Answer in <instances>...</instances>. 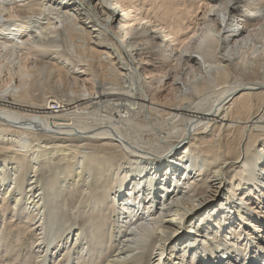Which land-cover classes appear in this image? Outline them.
<instances>
[{"label": "bare ground", "instance_id": "obj_1", "mask_svg": "<svg viewBox=\"0 0 264 264\" xmlns=\"http://www.w3.org/2000/svg\"><path fill=\"white\" fill-rule=\"evenodd\" d=\"M137 1L140 8L135 12V24L130 25L115 12L135 7L133 0H0V73L3 68L7 73L0 85V244L8 238L3 227L5 215L14 220L22 202L20 214L25 217H18L16 225L21 229L17 232H38L35 264H169L171 260L177 264H264V245L255 260L252 254L240 259L234 256L239 243L247 246L260 238L263 244L264 238L258 234L247 240L241 237L235 246L221 241L226 247L222 258L206 256L204 246L208 238H217L213 226L218 220H224L227 231L241 225L249 228L257 216L248 218L247 212L257 204L261 209L264 202V66L250 69L245 81L237 77L244 68L230 59L235 52L244 51L243 46L259 33L257 27L264 28V9L257 7L262 0H221L219 7L211 8L207 4L199 23L193 17L198 8L193 12L191 7L182 13L177 10L183 5L181 0ZM240 5L244 14L239 12ZM229 17L237 22V28L229 24ZM242 24L243 31L238 29ZM150 27L154 33L148 31ZM133 34L143 39L124 47L123 38ZM62 49L76 55H69L70 51L63 54ZM82 52L89 54L88 58ZM115 52L123 61L116 60ZM125 56L132 62H125ZM33 63L49 64L58 73L67 71L66 78L67 74L70 78L63 88L64 97L38 105L26 101L25 87L32 85L27 64ZM150 65L153 71L157 67L163 78L146 70ZM81 68L83 72L78 70ZM232 74L236 80L230 83ZM79 75L85 78L80 80ZM135 80L144 84L133 108L162 118L155 138L169 140L163 151L147 149V140L129 134L108 113L112 108L118 114L114 108H124L123 101L135 96L131 91ZM165 86L167 102L160 101L159 106L158 94ZM101 108L107 112L102 119L96 118ZM246 130L251 134L240 153L241 148L223 143L224 134ZM77 155H81L80 161ZM228 159L233 162L227 167L237 164L239 171L231 172L232 185L223 198L199 216L205 215L200 220L204 233L190 240L193 244L188 250L193 248V258L185 259L186 252L179 254L181 249L172 254L173 249L166 245L184 229L182 220L219 198L215 191L210 199H200L207 182L193 183L200 176L225 171L222 163ZM195 165L198 170L193 178L190 171ZM163 167V172L157 170ZM193 199L200 201L194 203ZM262 212L264 216V209ZM219 213L223 214L220 219ZM114 215L118 220L116 237L111 235ZM46 217L50 218L44 223ZM54 219L63 223L52 242L63 233L67 241L55 243L58 250L44 239L45 226L55 223ZM123 221L126 226L121 229ZM76 222L80 228L71 233V224ZM119 237L122 239H115ZM116 243L119 246L113 252ZM225 256L229 259H223Z\"/></svg>", "mask_w": 264, "mask_h": 264}, {"label": "rangeland", "instance_id": "obj_2", "mask_svg": "<svg viewBox=\"0 0 264 264\" xmlns=\"http://www.w3.org/2000/svg\"><path fill=\"white\" fill-rule=\"evenodd\" d=\"M125 1H128V3H129V1L130 0H125ZM180 1V0H179ZM133 2H134V4L136 5L135 7H133V8H131L130 10L129 9H125L124 8V11H120V10H116V12H115V14L116 15H118V17H119V20L120 19H122V20H124V18H126L127 20H128V23L130 24V23H132L133 22V25L135 24V16L138 14H136L135 12H138L137 10H138V8H140L138 5V1L137 0H133ZM112 3V2H111ZM128 3H126V4H128ZM181 3L183 4V5H180L181 6V8L179 7H177V10L180 12V13H182V12H185L189 7H191V12H193L194 10H196L197 8V10H196V13L194 14V16H193V14H192V16L196 19V20H198V23H199V21L200 20H202V18H203V16H204V14H205V5H209V7L211 8V7H213V6H215L216 5V7H219V5L221 4V0H181ZM9 4H11V3H9ZM123 4H125V3H123ZM200 5V6H199ZM259 5V6H258ZM258 5H257V7H259V8H262V9H264V0H262V2L261 3H258ZM112 6V5H111ZM244 6V5H243ZM255 6V5H254ZM199 7H201L200 9H199ZM81 8H83V10L84 11H88V8L86 7V6H83V7H81ZM146 8H147V6H146ZM91 9V8H90ZM130 11V12H129ZM132 12V13H131ZM239 12H241L242 14H244V10L242 9V5H240V7H239ZM84 14V13H83ZM240 14V13H239ZM246 14H248V12L246 13ZM95 15H96V13H95ZM153 15V14H152ZM151 15V16H152ZM212 15V14H211ZM237 17V16H236ZM238 17H240V16H238ZM253 18H257V17H253ZM236 19V18H235ZM240 19V18H239ZM31 20H33V18H31ZM35 20H37V19H35L34 18V20L33 21H35ZM80 20L81 21H83V22H85L86 20H87V17H85V18H83V17H80ZM93 20V19H92ZM229 20H230V22H229V24L232 26V27H235L236 25H237V22L234 20V18H230L229 17ZM201 22V21H200ZM8 24H7V27L9 28V29H11V30H13V28H11L12 26H11V22H7ZM196 23V22H195ZM195 23L193 24L194 26H191V30L192 29H194L195 28ZM241 23H243V22H240V24ZM262 24H263V26H264V22H262ZM8 25H10V26H8ZM130 25H132V24H130ZM185 25V24H184ZM243 26H244V24H242L241 25V27H239L238 29H240L241 31H243ZM231 27V29H233ZM186 28H188V27H186ZM236 28H237V26H236ZM256 29H258L259 30V33H260V35H258L259 33H255V36L251 39V41L249 40L248 41V44L247 45H245V46H243L245 49H244V51L242 50V51H240V52H238V53H234V55H231L232 57L230 58L231 59V61H233L232 63L234 64V65H240L239 67L240 68H244V73L243 72H239V76H237V77H242L243 79H245V81L246 80H248L247 78H248V73H249V70L250 69H257L258 68V66L259 65H262V66H264V28H259V27H257ZM136 30V29H135ZM140 29L139 28H137V31H139ZM253 29H249L248 31H252ZM148 31H150V32H152L153 31V33H154V29H152L151 27L148 29ZM247 31V32H248ZM59 32H60V34L62 35L63 34V32H62V29H60L59 30ZM112 31H110V32H107L106 34L108 35V34H112L111 33ZM149 32V33H150ZM262 33V34H261ZM135 34V33H134ZM130 35V36H127V37H124L123 38V42L121 41V44L122 45H124V47H126V45L125 44H133L134 42H136L137 40H141V39H143V36H138V35ZM152 35V34H151ZM254 35V34H253ZM258 36V37H257ZM262 36V37H261ZM181 37H182V35H181ZM245 37H246V35H245ZM244 37V38H245ZM257 37V38H256ZM258 39V40H257ZM125 41V42H124ZM127 42V43H126ZM137 44H140V45H143L141 42H137ZM257 44V45H256ZM261 44V45H260ZM66 46V45H65ZM69 46V45H68ZM251 46V47H250ZM69 48V47H68ZM247 48H252L250 51H247ZM63 50V54L64 53H66V54H68V51H70L69 52V55L71 54V56H75L76 55V53H75V51L73 52V51H71V50H66L65 49V51H64V49H62ZM114 49H112V51H113ZM226 50H230V48H228V49H226ZM115 51V50H114ZM113 51V52H114ZM219 51L220 50H218L217 51V53H219ZM114 54H116V55H114ZM113 54V56L115 57V58H117L116 60H122V58L119 56V57H117L118 55H117V53L115 52ZM237 56H236V55ZM81 55L83 56V57H87L88 58V56L87 55H89V54H87L86 52H82L81 53ZM233 56H234V58H233ZM81 57V56H80ZM126 57V56H125ZM197 57V56H196ZM82 58V57H81ZM80 58V59H81ZM87 58H82V59H87ZM124 58V57H123ZM143 58H144V56H143ZM125 60V62H127V63H130V62H132V61H130L129 60V58L128 57H126V58H124ZM128 59V60H127ZM138 59V58H137ZM197 59H199V57H197ZM63 60V59H62ZM61 61V60H60ZM123 61V60H122ZM63 62H64V60H63ZM134 62H136V64L139 62L138 60L137 61H134ZM133 62V63H134ZM29 63H31V60L29 61ZM61 63H62V61H61ZM154 63H156V62H154ZM237 63V64H236ZM135 64V63H134ZM135 64V65H136ZM28 65V67H30V69H31V74H30V79L32 80L31 81V83H32V85L28 88V86L27 87H25V90H26V96L24 95V98H26V101L27 102H30V103H33V104H43V103H45L48 99V101L47 102H49V101H51V100H55V97H56V99H58V98H60V97H64L63 96V94H62V92H63V88L65 87L66 88V81L70 78V76H68V74H67V78H66V73H67V71L65 70L64 71V73H58V70H56V68L54 67H51V65H49V64H40V63H33V64H27ZM154 65V64H153ZM157 67H158V65L157 64H155ZM241 65H243V66H241ZM151 66V67H150ZM150 66H145V68H148V69H146V70H152V74H157L158 76H157V78H163V74H161V72H160V70L158 71V69L156 70V68L157 67H155V69H154V71H153V68H152V65H150ZM45 67V68H44ZM50 68V70H48L49 68ZM52 68V69H51ZM80 68V67H79ZM4 68L1 70V72L2 73H0V85L2 84V81L3 80H5L4 78H6L5 77V75L7 74H4L5 73V71L6 70H4ZM55 72H54V71ZM80 72L83 70L82 68L81 69H78ZM145 70V72H147ZM49 71H52V72H49ZM42 72V74H39V73H41ZM58 74H57V73ZM83 72V71H82ZM144 72V73H145ZM232 73V72H231ZM245 73L247 74V75H245ZM3 74H4V76H3ZM50 74H51V77H49L50 76ZM70 74V73H69ZM32 75V76H31ZM57 75V76H56ZM58 75H60V76H58ZM65 75V76H64ZM241 75V76H240ZM246 76V77H245ZM38 77V78H37ZM63 77V78H62ZM78 77V79L80 78V80H82V79H84L85 77H82V76H77ZM234 77V75L232 74V77L229 79V81L228 82H230V83H233L235 80H236V78H233ZM42 78V79H41ZM55 78V79H54ZM58 78L59 79H61V81L59 80V83L60 82H62V83H60L61 85H60V87H59V83H58ZM210 78H211V76H210ZM35 79V80H34ZM67 79V80H66ZM156 79V78H155ZM154 79V80H155ZM201 80V79H200ZM200 80H197V82H200ZM211 80V79H210ZM165 81H166V79H165ZM56 82V83H55ZM68 82V81H67ZM135 82H136V86H134L135 85ZM135 82H134V85H133V82H131V88L132 89H134V91L133 90H131L132 92H133V94L135 95V96H130L129 98H127V99H125V101H123V106H124V108H114V109H118V114L117 113H115V111L112 109V108H110V110H109V112L108 113H110L111 114V116L114 118L113 120H115V118H117L115 121L117 122V123H121L122 125H124V126H122L123 128L124 127H126V128H124V129H127L126 131H128V133L129 134H131V135H134V136H139V137H141V138H144L145 140H147L144 144H145V147L147 148V149H149V150H151V151H163L164 150V148H166L167 147V144H166V142L167 141H169V140H164L162 137H156L155 138V134H157V132L159 131L158 130V125H159V123L161 122V117L160 116H158V114L157 115H153V114H148V112L146 113V111L147 110H140V112H139V110H138V112L136 111V108L134 109L133 107V105L135 104L136 105V102H134L135 101V98H136V94H139V92H140V89L142 90L143 88V86H142V84H144V83H142L143 81H136L135 80ZM141 82V83H140ZM163 82H164V80H163ZM29 84V83H28ZM200 84H201V82H200ZM199 84V85H200ZM54 85V86H53ZM46 86V87H45ZM53 86V87H52ZM130 86V85H129ZM134 86V87H133ZM0 87H2V86H0ZM59 87V88H58ZM31 88V89H30ZM58 88V89H57ZM60 88H62L61 90H60ZM165 88V89H164ZM163 88V91L160 93V94H158V103L161 101V103H164V102H167L166 100H164L165 99V96L164 95H167V92H168V90H167V87L165 86ZM136 89V90H135ZM23 90V92H24V89H22ZM28 90V91H27ZM55 90V91H54ZM36 91V92H35ZM45 91V92H44ZM59 91V92H58ZM30 92V93H29ZM53 92V93H52ZM135 92V93H134ZM165 92V93H164ZM211 92H212V89H210L209 91H207V94L208 95H210L211 94ZM58 93V94H57ZM56 96H55V95ZM33 95V96H32ZM53 95V96H52ZM61 95V96H60ZM32 96V97H31ZM48 97V98H47ZM34 98V99H33ZM45 98H47V99H45ZM29 99H30V101H29ZM42 99V100H41ZM51 99V100H50ZM170 98H168V100H169ZM34 100V101H33ZM46 100V101H45ZM146 101H147V99H145ZM37 101V102H36ZM127 101V102H126ZM131 101V102H130ZM163 101V102H162ZM40 102V103H39ZM42 102V103H41ZM126 103H128V104H126ZM133 103V104H132ZM161 103H159V106L161 105ZM126 105V106H125ZM155 106H158V104L157 105H155ZM134 109V110H133ZM157 109H159V107H157ZM113 111V112H112ZM122 113H121V112ZM107 112V110H105V109H99V111H98V116L99 117H96V118H100V117H104V115H105V113ZM128 112V113H127ZM137 114L136 116H134L135 114ZM145 113H146V115H145ZM117 114V115H116ZM121 115V116H120ZM145 117H144V116ZM128 116V117H127ZM134 116V117H133ZM139 116V117H138ZM159 117V118H158ZM145 118V119H144ZM100 119H102V118H100ZM148 119H152L151 121L150 120H148ZM133 120V121H132ZM132 121V122H131ZM155 121V122H154ZM158 121V122H157ZM123 122H125L124 124H123ZM130 123V124H129ZM135 123H136V125H135ZM138 123H140V124H138ZM146 124V125H145ZM150 124V125H149ZM263 124H264V122H263ZM129 125H131V126H129ZM134 125V126H133ZM140 125V126H139ZM149 125V126H148ZM155 125H157V126H155ZM170 125H172V123L170 124ZM129 126V127H128ZM153 126H155L154 128H153ZM166 129H167V125L166 126H164ZM169 127V126H168ZM151 128H153V129H155V130H153V129H151ZM4 129V128H3ZM5 129L7 130L8 128L7 127H5ZM4 129V130H5ZM134 130H135V132H134ZM139 130V131H138ZM157 131V132H156ZM254 132H258V131H261V129L260 130H253ZM154 132V133H153ZM249 134H251L250 133V131H248V130H246V131H244V133L242 134V133H238V132H236V133H229V134H224L223 136H222V139H223V143H227V144H229V146H233L234 148H241V150H239V152L238 153H240L241 151H242V148H244V146H245V144H246V140L248 139V136H249ZM144 136V137H143ZM155 147V148H154ZM244 150V149H243ZM81 153H83V150H81ZM147 154V153H146ZM80 156L81 155H77V157H76V160L77 161H80L81 159H79L80 158ZM154 156L156 157V159H158L159 157H157L155 154H154ZM163 158H165V157H163ZM193 159H196V156L194 157L193 156ZM232 159H228V160H225V161H223V163H222V167L223 168H226V170L225 171H222V172H217V173H214V175H206L205 177H202V176H200V177H198L197 178V180L193 183L194 185H196V184H202V183H206L207 182V184L206 185H204L203 186V189H202V193L204 192V191H206L205 192V194L204 195H202L201 197H200V199H202V198H204V197H206V198H204L203 200H205V199H210L211 197H212V195H210L211 193H214L215 191H218V193H217V196H219V198H216L215 199V201H213L212 203H210V205H208V206H206L205 208H203L202 210H200L199 212H197V213H193V216H191V217H185L183 220H182V222H181V227H184V229H181V230H179L175 235H176V238L174 239V240H172L170 243H169V245L167 244L166 246L169 248V247H171L172 249H173V251H172V254H174L175 252H176V250H178V249H181V251L179 252V254H182V253H184V252H186V256H187V254L189 253V257H186L185 256V259H192L193 257H192V254H193V248H190L189 250H188V247L189 246H191L192 244H191V242H193V241H190V240H193V235H198V234H203L204 233V229H203V226L201 225V223H203V222H200V220L201 219H203V217L205 216V215H202L201 217H199L203 212H205V211H207V207H209V206H211L212 204L213 205H215V204H217L222 198H223V196L226 194V192H227V189L228 188H230V186L232 185V184H230V179H232L231 177V172L233 171V170H236L237 171V173H238V171H239V166L240 165H235V166H231V167H227L228 165H229V163L231 162H233V161H231ZM184 162L186 163V162H188V160H184ZM194 164H196V162H193ZM231 163H230V165H231ZM188 167H190V166H188ZM236 167V168H235ZM198 167H197V165H195V166H193V171L191 170L190 171V174H191V177H193V178H195L194 177V173H196L195 171L196 170H198L197 169ZM235 168V169H234ZM132 170H136V169H138V168H131ZM154 168H152V170H153ZM157 170H160V172H163L165 169H164V167L163 168H160V169H157ZM220 170V169H219ZM178 173H182V171H180V172H178ZM31 175H33V174H31ZM39 175V174H38ZM184 176V175H183ZM237 179V177H235L234 179H233V182H231V183H234V181ZM146 181H148V179H146ZM179 182H181V181H177V183H179ZM43 184L45 183L44 182V180H43V182H42ZM180 185H182V182L180 183ZM177 188H182V187H178L177 186ZM189 195H192V193L191 194H189ZM5 196V195H4ZM187 196H188V194H187ZM238 198V197H237ZM200 199H193V200H195L194 201V203H196V202H198V201H200ZM236 199V198H235ZM255 201H256V199H255ZM257 202V201H256ZM23 203L21 202L19 205H18V208H17V211H18V213L17 212H15L16 211V209H15V211H13L15 214L17 213V217H16V215H15V218H14V220H15V222H14V220L13 219H10V217H7V215H5V217H4V221H6L5 223L6 224H4L5 226H3L4 227V229H6V233H7V236H8V238L5 240V242H4V244H0L1 245V247H0V264H35V261H36V245H34V243H36L37 242V239L39 238L38 237V232L36 231V230H29V231H26V232H22V233H20V235H18V230L19 229H21L19 226H17L16 224H18V221H17V219H18V217L19 216H21L22 214H20V211L21 212H23V208H24V206L22 205ZM254 207H253V209L250 211H248L247 212V217L248 218H251L252 216L254 217V216H257V218H256V220H254L253 221V223H252V225H251V227H249L248 228V226L249 225H247V226H243L242 227V225L241 226H237V227H235V228H232V229H230V230H226V227H225V224H224V220H218V222L216 223V224H214V226H213V231H214V236L215 235H217V238L215 239V237H210V238H208V242L204 245V246H206L205 248H206V256H217V257H220V258H222V254L224 253V251H225V248L226 247H223L222 246V244H223V242H224V244H227L228 242H231V243H233L234 245L233 246H235L236 245V243L238 242V240L241 238V237H243V240H247V239H249V238H251L250 236H255V235H257L258 234V236L259 237H262V238H264V222L262 221V220H264V216H263V209H264V202L262 203V206L260 207L261 209H259V208H257V206H258V204L257 205H253ZM263 207V208H262ZM22 208V209H21ZM206 209V210H205ZM117 211V205L115 204V207H114V212H115V214H116V211ZM143 210H145L144 208H143ZM257 212V214H255ZM1 213V212H0ZM14 213H12L11 212V215L12 214H14ZM38 213V211H36L35 212V214H37ZM155 216H156V214H155V212L153 213ZM2 215V214H1ZM115 217H113L112 218V224L114 225V226H111V235H112V237H116L115 235H117V228H118V220H116L117 218H116V215H114ZM215 216H216V214H215ZM8 219H7V218ZM24 217H25V215H22L21 216V219L23 220L24 219ZM221 217H223V214H221V213H219V215H218V218L220 219ZM50 218V217H49ZM49 218L48 217H46V219L44 220V223L45 222H48V220H49ZM52 218V217H51ZM53 220V219H52ZM51 220V221H52ZM56 222L55 223H53V222H50V225L49 226H45L46 227V229H44V239L47 241V242H51V247L52 248H54V246H55V248L58 250V248L56 247V244L55 243H59V242H62L61 243V245H63L64 243H67V241L66 240H64L65 239V237L66 236H64V233H63V236H58L56 239V241H54V242H52V240L54 239L53 237L55 236V234H57L58 233V230L60 229V225H62V223H63V220H56V219H54ZM17 221V222H16ZM115 221H117V222H115ZM207 221V219H205L204 220V222H206ZM12 222V223H11ZM59 222V223H58ZM61 222V223H60ZM114 222V223H113ZM208 222H212L211 220L210 221H208ZM52 223V224H51ZM58 223V224H57ZM126 222L125 221H123V222H121L120 224H119V228H124L125 226H126V224H125ZM220 223V224H219ZM225 223H226V225L227 226H229L228 224H227V222L225 221ZM8 224H9V226H8ZM23 224L25 225V223L23 222ZM74 224H76L75 225V227H74ZM74 224H71V230H72V232L71 233H74V231H75V229L76 228H80V223L79 224H77V222L76 223H74ZM253 224H254V227H253ZM52 225V226H51ZM54 225V226H53ZM8 226V227H7ZM16 226V227H15ZM59 226V227H58ZM257 226V227H256ZM49 227V228H48ZM74 227V228H73ZM113 227V228H112ZM117 227V228H116ZM57 228V229H56ZM257 229V230H256ZM55 230V231H54ZM255 230V231H254ZM11 231V232H10ZM21 231V230H20ZM184 232V233H183ZM47 233V234H46ZM48 233H49V235H48ZM52 233V234H51ZM191 234L190 236H185L186 234ZM250 234H252V235H250ZM52 235V236H51ZM22 236V237H21ZM47 236V237H46ZM51 238H50V237ZM36 237V238H35ZM50 238V239H49ZM121 237H119V238H115V239H120ZM77 237L76 236H74L73 237V240H72V243H76L77 242ZM122 239V238H121ZM126 240L127 239V237H124L123 238V240ZM230 239H231V241H230ZM258 239V242H256L255 244H252V243H250V245H247V246H245V244H241L240 245V243H239V245H238V249H236L235 251V257H237V258H242V256L244 257V255H246V254H252V258H253V260H255V255H257L256 253H258V251H260L261 250V246L262 245H264V243L262 244V241H261V239L260 238H257ZM128 240H130L129 238H128ZM232 240H233V242H232ZM19 241V242H18ZM190 241V242H189ZM222 241V244L220 245V242ZM187 242H189L188 244H187ZM247 241H245V243H246ZM129 243V242H128ZM33 244V245H32ZM60 244V243H59ZM238 244V243H237ZM253 245V246H252ZM119 246V243H116L115 244V247H113L112 248V250H113V252L114 251H116ZM130 246V245H129ZM33 247V248H32ZM50 247V248H51ZM121 247V246H120ZM119 247V248H120ZM247 247V248H246ZM252 248V249H251ZM257 248V249H256ZM60 249H62V246H61V248ZM144 251V250H143ZM143 251H142V253H143ZM256 251V252H255ZM131 253H133V252H131ZM237 253H239L240 255L239 256H237L238 254ZM162 254H165L166 255V252H162ZM172 254H168V255H172ZM140 255H141V253H140ZM144 255V254H143ZM167 256V255H166ZM122 257V256H121ZM59 257H57V259H58ZM61 259V257L59 258V261H61L60 260ZM223 259H225V260H228L229 258L228 257H223ZM64 260V259H63ZM64 262L62 261L60 264H63ZM171 263H173V264H177L178 263V261L177 260H171V262L169 263V264H171ZM222 264H228V263H222Z\"/></svg>", "mask_w": 264, "mask_h": 264}]
</instances>
